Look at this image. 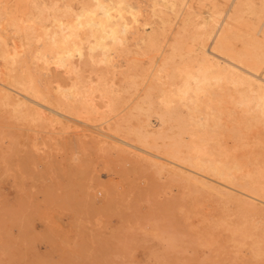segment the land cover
Listing matches in <instances>:
<instances>
[{
	"label": "rangeland",
	"instance_id": "obj_1",
	"mask_svg": "<svg viewBox=\"0 0 264 264\" xmlns=\"http://www.w3.org/2000/svg\"><path fill=\"white\" fill-rule=\"evenodd\" d=\"M9 1H12V0H4V1L1 0L0 5L1 3L6 4L7 2H8L7 5L9 4L11 5L12 2L9 3ZM14 1L15 0H13V2ZM24 1H25L24 11L25 10L26 11L25 12L23 11V14L20 16L21 19L23 20L22 22L27 23V21L29 20L28 21L29 23L30 22L38 23L41 20V21L46 22L47 24H50L54 10L59 9V11H56L54 14L57 13L58 15L62 16L65 13L62 14L64 11L62 12L61 10H64L63 7L65 8L66 4H69L71 6L70 9L76 12L79 10L80 8L79 6L81 5V3H83V1L86 2V0H81V2L80 0H76V1L69 0V2L68 0H65L67 1V3L64 0H47V1L45 0V2L44 0H41V1L31 0V2L33 1V3L29 2L30 0H24ZM37 1H40V2L43 1V3L39 4V2L37 3ZM133 1H136V0H133ZM133 1L130 0V2L132 3ZM138 1L140 3V7H138L139 10L141 11L144 8L143 11L141 12L139 11L141 13V14L139 13L140 14L139 17L142 16L141 18L147 21L146 22L147 24L146 25L141 24L142 26H144L143 28L141 27V25L137 27V32L138 30L139 32L138 33L136 32L137 34L136 38L132 39L130 37L127 39L128 40L127 41L128 46H126L127 49L125 46L117 47L116 51L111 52L112 56L107 55L106 61L104 60L102 61L101 59L102 57L101 55H99L100 54L99 51H96L97 53H95L96 54L95 56L98 57L99 55L100 57V60L98 59V61H96L97 58L95 56H94L95 60H92L89 57H85L86 60L84 57H83L84 59L83 58L80 59L79 57H76L77 56L76 53H74L73 56H71L72 58L70 59L72 61L74 60L72 63L75 66L74 68L75 71H77L78 69H81L77 71V73L79 72L81 74L80 75L78 73V75L81 77L80 78L81 80L79 79L81 83L83 81V84H85V81H86L87 86L88 84L89 86H91V84L95 80L92 86L94 87L97 85L102 86V84L106 83L108 86L104 84L106 87L105 88L103 85V87L105 88L104 91L110 94V90H111V94L108 96L106 95L107 93L105 94V92L100 89H97L95 91L93 90L94 92L91 91V93H89V96H91V94L94 93L95 95L98 94L97 97L99 99L101 98L100 99L101 101L97 97L94 98L93 96L94 94H92L91 96L92 98L91 97L89 98L90 101H92L93 99L95 100L94 102L95 104L91 102V107L93 108L92 109L93 113L90 111L91 112L90 115L92 117L91 122L93 121V117H94V120L96 118V120L93 121L94 123L92 122L93 124L98 125L99 127L103 128L106 131L111 130L110 131L111 133H114L118 135L119 137H122L123 139L128 140L130 143L135 144L137 146H140V143L139 142L137 143L136 141L137 136H135V134L137 135L139 133V132L136 133V131L138 130L142 131L143 126H144V129H146L147 131L150 128L149 132L153 130L152 134L150 133L151 136L149 140L146 139L147 142L146 143L144 142V144H142L141 146L145 145L144 146L145 148L144 147L143 148L146 150L148 147H150L151 149L148 148V151L150 152L152 151V153L155 152L156 154L163 155L164 153L162 154L161 152H163V150L165 151L167 147L169 146V143H171L173 140L179 138L180 142H182V140L183 142H187L188 138L182 137L186 135L182 133L183 131H181L183 126L187 127V129L190 128L189 130L195 129V126H193L192 124L193 122H190V121L188 122L190 115L187 113L186 108L182 106L180 103L176 102V99H175L176 97H174L175 100H172L176 102L175 105L171 101V106L173 105L172 108L167 107L166 104L163 103L165 95H163L164 92L161 90V88L164 84V81H165L164 79L166 78V76H169L170 72L174 71L175 68L173 67L181 66L180 56L177 58V55H175L173 58H170V59L168 58L169 60L166 61L167 59L164 60L165 58H167L166 53L168 56H170L169 55L170 53H168L170 51V46L172 44H175L176 42H177L176 45L179 47L183 43L186 45L184 38L187 37V34H189L188 35L189 40L187 38L186 42L188 44L194 43V46L196 47L197 46L196 38L200 36L199 33L202 31L200 27H203V24H201V22L203 23V21L201 20H204L203 18L206 19L207 17L206 20L209 21V23L211 22L212 25L215 24L216 21L221 20L223 16L226 14L227 7H229L228 4L230 3V0L228 1L225 0L228 3L225 2L224 0H186L187 2L185 0L183 1L181 0L182 2L180 0H177V1L174 0L175 2L173 0H169V1L168 0H152L154 2H152L151 0L150 1L141 0L142 2L140 0H137L136 2ZM147 1H149L148 4H147ZM252 1H253L252 6L251 5L249 6L251 8L249 7L246 8V6L248 5L243 4L244 6L243 5L239 6V8L241 7V9L237 7V11L239 13L235 11L236 13H234L233 15V17L237 15V17H234V18H237L235 19L237 22L241 19L240 21L242 25H244L243 23L245 22L244 27L240 26L241 28L238 27L237 29H236V26L239 25L238 23H240V21L236 23V21L233 20L235 23L232 22L234 23L232 25L237 24L235 27L233 26L234 28L233 36L234 35L236 36V37L234 36V41H236L238 45L240 44L241 47H246V45L244 44H248V41L250 40L249 38H251V36L249 37L248 34L252 35L251 33H256V32L258 33V34L256 33L257 36L259 35L261 36L262 34L260 33L259 30L261 29L260 23L264 21L263 19L264 18V12H263L264 6L262 7L260 4H258L260 6L259 7L257 5V3H260L261 0L260 1L251 0V3ZM34 2H36L37 5ZM136 2H134V4H137ZM163 2L165 3L167 2L166 3L167 6L163 5L164 4ZM45 3L46 4L48 3V4L46 5ZM145 3L149 5L150 7H146ZM151 3H154V4L151 5ZM34 4L37 6V8L41 4H44V6L41 5L42 6L41 8H44L45 10L49 7L50 9L49 10L47 9L48 12H46L45 10L46 13H44L43 9L40 10L41 8H38L40 10L39 12L38 9H35ZM50 4L52 7L54 6L55 7L54 8L50 7ZM3 5H1L2 7L0 6V13H1L0 15L1 17L3 16L2 18L0 17V20H1L0 25L2 24L0 26V31H1L0 33L1 34L3 33L2 35H4V38L6 37L7 43H10L9 45H16L19 51L24 52V55L26 56L25 64L26 66H28V68L30 66L29 68L30 71H32L34 75L35 73H39L41 75L42 74L41 72H43L44 70H42L39 67L40 66L39 63L41 62L39 61L37 63L35 61L36 58H34V56L37 54V51H39L40 49L42 50L43 48H41V46L39 48V46L36 45L38 42L36 40L32 39L33 41L32 40L25 41L27 38L26 37L23 38L24 36L20 35V33L22 35L23 34L25 35L26 34L25 31L23 32L21 29H19V31L21 32L18 31L17 26L14 23H12L13 19H10L11 13H9V15L8 13L6 14V12L3 9L4 8ZM31 5H33L34 7ZM137 5L139 6V4ZM154 5L157 7H155ZM181 5L183 8L181 7ZM198 5L200 8L198 7ZM61 7L62 9H60ZM151 7L160 8V9L162 8L163 11L165 10L164 12H166V14L171 16V17L168 16L170 24L166 23L163 26L164 27L163 28L158 23L157 17L153 15V12H152L153 8ZM169 7L171 10H169ZM174 7L176 8L174 9ZM145 8H146V11H145ZM216 8H217V11H216ZM242 8L243 9L246 8V9L243 11ZM51 9L53 11L52 14L50 13ZM179 9H180V12H178ZM192 9L195 12L196 11L198 12H196L195 14V12H193ZM249 9L252 12H250ZM175 10H177L178 13H176ZM256 10H258L259 12L262 10L260 12L261 14L258 12L257 15L259 16L254 14ZM32 11L33 12L36 11L34 13L35 15H32L33 14ZM150 11L152 12V15ZM188 11L192 12L191 15L188 14V16L184 17L185 14L187 15ZM211 11H213L214 13ZM26 12L28 13V15H26L27 14ZM36 13H38L39 15ZM41 13L42 15L43 13L45 15L41 17ZM144 14H146L147 18H145L146 16ZM49 15H51V18ZM25 16H27V20H25L26 19ZM179 16L181 17V19L178 18ZM195 16H197V18ZM23 17L25 19H23ZM37 17L39 18V20ZM149 17L151 18L150 20H149ZM254 17L257 18V20L258 19L259 20L258 21L255 20ZM2 19H5V20L2 21ZM195 19L196 20L198 19V21H196ZM174 20H176L175 21L176 25L172 24ZM149 21L152 22V24H150ZM259 21L261 22L258 23ZM181 22H184V24H187L186 22H189V24L181 25ZM192 22L193 23L195 22L196 25L193 24ZM10 23H12L13 26L10 25ZM29 23H27V25ZM167 25H170V26H167ZM199 25L200 27H198ZM250 25L252 27H250L249 29L248 26ZM257 25L260 27H257ZM148 27L149 28L155 27L154 29L156 32L152 28L149 29ZM170 27L172 28L170 29ZM15 28L17 30H15ZM147 28H148V31L146 30ZM162 28L163 30L166 29L167 35L166 33H163V30H161ZM140 30L142 31V33ZM143 30L146 31V33ZM158 30H159V33H158ZM196 31L197 33H195ZM198 31L200 32L198 33ZM238 31H240L239 34H238ZM247 31H249L250 33H248ZM18 32L19 34H17ZM179 32L180 33L183 32L181 33L182 36L179 35L180 34ZM190 32H192V35L194 37L190 36L191 35ZM147 33H152L156 35V37H158L157 34L160 35L158 37V39L160 38L159 39L160 45L161 43H165V44H162L161 47L163 45L166 47L168 46V48L163 46V49H162V51L164 52L163 54L160 51L159 52L154 51L153 53V50L150 49V47L147 44H146L147 46L146 48L143 46L145 45L146 41L144 42L143 40H140V39H146L148 37ZM174 33L178 35H175ZM140 34L141 35L143 34L142 35L143 38L140 37L141 36ZM177 36L181 38H183L184 36L183 40L181 39L182 42L181 40L180 41L178 40L180 38H178ZM239 36L241 37L240 39L238 38ZM166 37H167V41L166 39L165 40L163 39ZM175 37L176 39L174 40ZM193 38L194 40L195 39L196 40L194 41ZM14 39H16L15 43L13 41ZM162 39L165 42L162 41ZM169 40L171 41V43L173 42L172 40H174V43L171 44L170 42H168ZM244 41L247 43H244ZM30 42H32V44ZM134 42H137L138 44ZM21 43H23L24 46H22ZM241 43L243 44L241 45ZM17 44L19 45L21 44V45L19 46ZM136 45L140 47L141 50ZM33 46L34 47L36 46V50ZM141 46L144 47L145 49L142 48ZM124 49L126 52H124ZM132 49L134 50V52ZM142 49L145 51H143ZM166 50H168V52H166ZM183 51H185V47L183 48ZM132 52L133 54H131ZM150 52L152 54H150ZM157 52L159 54H156ZM129 53H130V56L132 57L129 56ZM134 53H136L137 56H135L136 54L134 55ZM125 54H128V55L126 56ZM119 55L120 56L122 55V56L120 57ZM135 57L137 60H135ZM159 57H161L162 60H160ZM76 58H77V62H76ZM87 58H89L90 60ZM129 59H130V63H129ZM34 61L36 64L32 63ZM131 61L135 63V64L133 63L135 66H133ZM137 62L138 63L141 62V63L138 64ZM79 63H82L83 65L82 64L80 65ZM106 63H107V66H106ZM109 63L113 67L109 65ZM146 63H148L150 66L152 65L150 70L148 69L150 68V66L148 67V64L145 65ZM163 63L164 64L167 63V65L168 64L169 65L168 66L164 65L163 66L165 67L164 69L162 67ZM1 64H2V61H0V65ZM37 64L39 66H37ZM52 64L53 63H51V65ZM101 64H102V67L100 66ZM51 65H50L51 67L50 70L46 74L44 73L45 74L44 76L43 74L41 76L36 74L35 77L37 76L38 78L40 76V78H43V80L38 78V81H42V82H39V84L41 85V87H44L45 90L47 89L46 91L48 92L50 96L56 95L55 94L56 89H57V92H56L57 95H60V92H58L59 91L58 86L60 85L62 87V89L60 88V90L62 91H65L63 90V88L67 87V85H68L67 89H69L70 87L69 85H71L72 82L75 80L76 74L73 71L72 73L71 72L68 73L69 74L68 75L60 67L57 68L54 64L52 66ZM88 65H90L91 67ZM94 65H96L95 67L97 68V71H99V67H100V72H102L104 70V66H105V69H109V70H104V73H101V74L99 72V75L101 76V79H100V77L98 76V72L95 71L96 68L94 67ZM117 65L119 67H121L122 65V67L119 68ZM110 66L114 69H112ZM170 66L172 68H170ZM146 67L148 70H145ZM159 67L162 68V70H160ZM2 68H3V64L0 66V80L4 76L2 73L3 71ZM90 68L92 69L91 71H90ZM139 68H143L141 69L142 71ZM167 68L168 69L170 68L169 69L170 71L166 70ZM134 69L135 70L137 69L136 71L138 73L137 72L135 73ZM163 69H164V72H163ZM38 70L41 72H39ZM165 70L168 71L167 75H166ZM62 71L64 73H62ZM81 71H83L82 72L83 74L81 73ZM116 71H118V73ZM106 72H108L109 74L106 75L105 74ZM122 72L124 73L125 78ZM139 72H142V73L139 74ZM95 73L97 74V78H96ZM144 73H146L147 76H145L146 74ZM150 73L152 76H148ZM71 74H73V76ZM103 74L106 79L104 78ZM153 74L155 75L156 79L155 77H153L154 76ZM156 74L157 76H160V77H157ZM88 75L91 78H89ZM115 75H116V78H115ZM126 76L127 78L130 77V79H127ZM111 77L113 78V80ZM148 77L150 78V80L149 79L147 80ZM55 78H57V81ZM62 78H66V80ZM98 78H99V81H96L98 80ZM102 78L105 81L106 80L107 81L103 83ZM141 78L144 79L142 82L140 81L142 80ZM131 80L133 81L131 82ZM168 80L169 78H167L165 82H167ZM51 81H53V83ZM70 81H71V84H70ZM148 81L151 82L152 84L148 83ZM153 81L154 82L157 81L156 83L159 82V84L156 85V83L154 84ZM107 82H110L113 86L111 87V84ZM161 82H162V85H161ZM63 83L67 85L63 87L62 86ZM114 83H115V87L117 86L118 89L114 87ZM141 83H143L144 85H142ZM145 83L147 86L145 85ZM137 84L139 85L141 84V86L139 85L136 86ZM126 86L127 87L129 86L130 88H127ZM150 86L151 87L155 86V87L151 88ZM107 88H110V89H107ZM147 88L148 90H146ZM134 89L136 91H134ZM142 89H145L143 91L144 93L142 92ZM115 91H117V93ZM127 92L129 94H127ZM131 92H132V95H131ZM114 93H116L115 95L119 98H117L116 96L113 97L112 95H114ZM120 93L122 94V96L123 95L125 96L122 97ZM118 94L120 95L118 96ZM146 94L148 97H145ZM149 94H151L152 97ZM140 95L141 97L142 95H144L143 96L144 98L142 97L141 99L140 98L138 99ZM105 96L106 97L110 96L113 99L110 97L109 99L106 98L105 99V101L107 100V103H106L104 101ZM126 96L129 98L127 99ZM134 97H136L137 99ZM114 98L115 100L118 99V101L119 100L120 101L117 102L116 104L117 100L114 101ZM148 99H149V102H148ZM160 99L163 100V102ZM111 100L113 104H111L112 103ZM142 100H143V103H142ZM128 101L134 102V108H132L133 105L132 107L130 106V102L128 103ZM108 102H109V105H108ZM124 102L127 104H125ZM139 102L142 104H140ZM148 103L149 104L151 103V104L149 105ZM136 104L138 105L139 108L135 106ZM143 104L144 105L146 104V105L144 106ZM252 104L254 107H257L256 102H253ZM8 105L2 103L0 100V264H264V216L262 215V210H264V204L257 200H251L250 202L248 198L244 197L245 196L244 194L240 193V192H243V190L245 191V189L242 186L245 183V181L243 180L245 178L243 177L244 176L243 173L247 170L248 171L255 170L257 168L256 162H258L260 165L261 160H264V155H263L264 154L263 153L264 143L261 142L264 139V128L262 125H259V123L257 122L255 124L256 119H252L250 117V114H251L250 112L247 113L248 116H246L245 114L244 118H247V120L251 122L250 123L245 122L246 119L245 120L243 119L242 117L243 113L241 112L243 110L242 105H239L238 107H234V106L232 107L231 105H227L228 107L230 106L229 108L230 112H227V114H225V116H227L228 118L227 117L224 118L225 116L223 117L225 119V120L223 119V121L227 123V125L229 124V126H227V129H226L227 133L225 134L228 136H231V134H233L232 135L233 137L226 136L222 139V144H224L223 146L225 148L226 147L228 148V149L226 148L228 158L226 155H221V156L217 155V158L219 159L221 158L224 161L227 160L229 161L228 163L231 166L232 165L239 166V168H241V170L244 171L242 173L240 169L237 170L236 168H233V167L231 168V170L228 171L231 177L234 176L232 184H233V187L236 188V189L234 188L233 190L232 189L229 190V193H228V190H226L225 188H218V189L212 188V187L209 188V185H206L204 182L201 183V180L195 179L194 176L192 175H190L189 177V175L186 172H182L183 175L186 174L185 176H182V173H180V171L183 168L177 167L175 171L169 170L167 169V167L168 168L173 167V164L169 163L168 165L162 166L160 165L161 163L159 162L156 163L152 161V157L149 156L148 154L135 151L134 148H128L126 146H123V148H120L118 146L119 148L118 147L116 148L110 142L109 138L108 139L106 138L105 142H100L97 137L98 135L93 133L91 130L84 129V128L82 129L80 126L74 123H71L69 121L68 122L64 121V119H61V118L58 119V117H56V119H53V120L49 118L47 119L44 117L36 118L31 113L24 111V109L18 105H14V104H8ZM95 105L97 108L95 107ZM124 105H126L127 107ZM162 105L164 106V108ZM12 106L13 107L15 106V107L13 108ZM114 106H117V107H114ZM121 107L124 109H122ZM135 107H137L138 109H135ZM140 107H143V110L145 112L141 111L142 108L140 109ZM131 108L133 110H131ZM15 109H18V110H15ZM111 109H113L112 110L113 112L111 111ZM128 109L130 110V112L132 111L131 113H133V115H131V113L129 112L131 116L130 115L128 116V111H129ZM174 109L175 110L177 109V110L175 111ZM165 110L169 111L171 115L167 113V111ZM226 110L229 111L228 109ZM136 111H138L139 113ZM177 111L180 112V114L177 113ZM99 112L101 113L99 114L101 118L100 116L99 117L97 116L98 115L97 113ZM135 112L137 114H135ZM175 112L176 114H179V116L175 115ZM18 113L21 116L18 115ZM25 114H27V116ZM142 114L143 116L147 114L148 115L147 117L146 116L143 117ZM114 115L117 117H115ZM157 115L161 118H159ZM183 115L185 116L186 120L185 118L181 117ZM172 116H174L175 118ZM177 116L181 118H178ZM196 116L200 124L202 126L205 125L206 119H205L204 113L202 111H199ZM102 117L105 119H103ZM126 117H127V120L125 119ZM169 117L172 119H169ZM117 118L118 120H122V119L123 120L125 119V120L124 121L122 120L123 122L122 123L121 121L118 122ZM176 118H177V122L178 123L180 122L179 124L176 122ZM229 118L230 120H228ZM234 118L236 121L234 120ZM174 119H175V122L173 121ZM178 119L181 121H178ZM240 119L241 121H239ZM55 120L57 124H55L56 123ZM137 120H139V122ZM141 120L145 123H142ZM183 120L186 122H184ZM147 121L149 123H146ZM105 122L111 123L109 125L113 127L108 126V123L105 124ZM117 122L119 126V127L117 126V128L119 130L116 128ZM181 122H183V124ZM175 123L178 124V127ZM239 123L241 124L239 125ZM245 123L251 124L252 127L249 124L246 125ZM62 124L65 126L66 129L63 128ZM146 124L148 126H146ZM244 124L246 125V128L248 127V125L250 128L248 127V129H244L245 128ZM105 125L108 127H106ZM134 125L138 127L136 128ZM173 125H176V128H178V130H176V128L174 129ZM180 125L182 128L180 127ZM169 126L171 127V130L169 129L170 128ZM234 126L236 128H234ZM78 127L81 128L82 130L80 131ZM115 128H116V131L114 130ZM138 128H141V129H138ZM132 129L133 131H135L134 134L132 133L133 132ZM209 129L210 128H208V130ZM230 129H232L233 132L231 130L230 132L232 133L229 135L228 131ZM240 129H241V132H240ZM200 130L201 131H199L198 133H201V135L200 134L198 135L204 136L207 134L208 139L210 140V141H207L208 142L207 146L211 148L212 150L214 149L213 151L214 152L216 151L215 153L217 154L218 153V150L216 148L217 146L214 144L216 131H213L212 129H210L212 131L207 130L208 132L202 135L203 131L201 128ZM167 131H170V132H167ZM175 131H178L180 133H174ZM156 132L158 134L157 136H155L157 139L154 138V135L156 134ZM161 133H163L164 135ZM88 134L89 136H86ZM159 134L160 136L161 135L162 136L160 137ZM172 134L173 136L174 135L175 136L172 137ZM178 134L179 135L181 134V135L179 136ZM152 136L155 142L153 141V138H151ZM169 137L171 138L168 139ZM210 137H214L213 138L214 140L212 138L210 139ZM234 137H235V140H233ZM95 140H97L98 142L95 143ZM232 140L234 141L233 144H235L237 140L238 141L241 140V145L238 143V141L236 143L239 144L242 148L241 147L239 148L237 144L231 145ZM244 140H245L244 143L246 145L244 143L242 145V142ZM107 142L111 144H108ZM153 142L156 144L157 146L156 148L158 149H153L155 148V145L153 144ZM157 143L160 146L157 145ZM208 144H210V146ZM162 145L165 148H163ZM261 145L262 147H260ZM151 146H154V147H151ZM237 148L238 150L235 152V149ZM123 150L126 152L129 150L128 151L129 153H126V152L124 153ZM134 151L137 153H135ZM130 152L133 154H131ZM231 152H233V154ZM234 152L235 154L237 152L239 154H236L238 155L237 158L236 157L232 158L231 159L232 162H231L229 159L230 157L235 156ZM199 153L200 152H198V154ZM134 154L139 155V157L138 156L135 157ZM235 159H238L239 161L237 160L238 161L237 162ZM150 162L152 165L150 164ZM250 163H253V164H250ZM255 163H256V167H255ZM244 164H247L250 167V169L248 168L247 165H244ZM185 165L190 167V164L188 163H186ZM242 167L245 168L246 170L242 169ZM159 168H161L162 171ZM177 171L179 172V174ZM177 175H179L180 177ZM191 177L194 178L196 181H193ZM187 178H189L188 179L189 181L187 180ZM235 178H240L241 182ZM197 182H199V184ZM203 183L206 186H204ZM240 183H242V185ZM195 185L197 186L195 187ZM206 187L209 189H207ZM237 187L239 191L237 190ZM215 189H216V192H215ZM225 193H228V194H225ZM245 198L248 200H246ZM250 203L251 205L249 206ZM246 206H249V207H246Z\"/></svg>",
	"mask_w": 264,
	"mask_h": 264
},
{
	"label": "bare ground",
	"instance_id": "obj_2",
	"mask_svg": "<svg viewBox=\"0 0 264 264\" xmlns=\"http://www.w3.org/2000/svg\"><path fill=\"white\" fill-rule=\"evenodd\" d=\"M1 1V0H0ZM2 1H4V0H2ZM41 1V0H40ZM40 1H37V3L39 2V4L40 3H43V1L42 2H40ZM47 1V0H46ZM65 1V0H64ZM63 1V2H64ZM76 1V0H75ZM89 1H91V2H89ZM86 0V2H84L83 1V3H81V5L79 6L80 8H79V10L78 11H74V10H72V9H70L71 8V6L69 5V4H66L65 5V8L63 7V9L64 10H61L63 13L62 14H64V15H62L61 13V15L62 16H60V15H58L57 13L56 14H54L56 11H59V9L57 10L56 8V10H54V13H53V11H52V9H51V11H50V13L52 14V18H51V15H49L50 16V18H51V22H50V24H47L46 22H44V21H41L40 20V22H38V23H29L28 21H27V23H29L28 25H27V23L26 22H24V23H26V24H24L22 21V19H21V15L23 14V11H24V9H25V1L24 0H15L14 2H13V0L12 1H9V3L10 2H12V4L10 5H7V3L6 4H2L1 3V5H3V9H4V11L6 12V14L8 13V15H9V13H11L10 14V16H11V18L10 19H13V21H12V23H14L16 26H17V28H18V31H19V29H21L23 32L25 31V35L23 34H21L20 33V35L21 36H24L23 38H27L25 41H30V40H36V41H38L37 42V44L36 45H38L39 46V48H40V46H41V48H43L41 51L39 50V51H37V54L34 56V58H36V62L38 63L39 61L41 62V63H39L40 64V66L37 64V66H39L42 70H44L43 72H41V71H39V72H41L42 74H43V76L50 70V65H51V63H53L57 68L58 67H60L66 74H68V73H72L73 71H74V73L76 74H74L76 77H75V80L72 82V84H71V81H70V84L71 85H69L70 87H69V89H67V87H68V85L67 84H64L63 83V87L64 86H66L67 85V87H64L63 88V90H65V91H62V90H60V88L62 89V87L59 85L57 88L59 89V91L58 92H60V95H57V89H56V91H55V96H50L49 94H48V92L45 90V88L44 87H41V85L39 84V82H42V81H38V78H40V76L42 75H40L39 73H35V75L36 74H38V75H40L38 78H37V76L35 77V75H34V73H32V71H30V66H29V68H28V66H26V56L24 55V52H22V51H19L18 49H17V46L16 45H9L10 43H7V41H6V37L4 38V35H2L1 33H0V61H2V64H3V71H2V73H3V77H2V79L0 80V100H1V102L2 103H4V104H14V105H18V106H20V107H22L23 109H24V111H27V112H29V113H31L32 115H34V117H36V118H39V117H44V118H49V119H51V120H53V119H56V117H58V119L59 118H61V119H64V121H69V122H71V123H74V124H76V125H78V126H80L82 129L84 128V129H89V130H91L93 133H95V134H97L98 136V139H99V141L100 142H105L106 141V138L108 139H110V142L113 144V146H115L116 148L119 146L120 148H123V146H126V147H128V148H134L135 149V151H139V152H142V153H146V154H148L149 156H151L152 157V161H154V162H159V163H161L160 165H168L169 163L170 164H173V167H170V168H168L167 167V169H169V170H173V171H175L176 170V168L177 167H179V168H183L181 171H180V173H182V172H186L188 175H189V177H190V175H192V176H194V178L195 179H198V180H201V183L202 182H204L206 185H209V188L210 187H212V188H216V189H218V188H225L226 190H228V193H229V190H233L235 187H233V177H231V175L229 174V170H231V168L233 167V168H236L237 170L238 169H240L241 170V168H239V166H234V165H230L228 162L229 161H227V160H223V159H219V158H217V155H228L227 154V150H226V148L223 146L224 144H222V139L224 138V137H226V136H228V135H226L225 133H227V131H226V129H227V126H229V124L227 125V123H225L224 121H223V119L224 118H226L227 116H225V114H227V112H230V110H229V108H230V106L228 107L227 105H231L232 107L234 106V107H238L239 105H242L243 106V110L241 111L242 113H243V119L245 120L246 119V121L245 122H251V121H248L247 120V118H244L245 117V114H246V116H248L247 115V113L248 112H250L251 114H250V117L252 118V119H256L255 120V124H256V122L257 123H259V125H262L263 126V128H264V21H259L258 23H260L261 25V29L259 30L260 31V33H262L261 34V36L259 35V36H257V34L256 33H251L252 35H250V34H248L249 35V37L251 36V38H249L250 40L248 41V44H244V45H246V47H241L240 46V44L238 45L237 43H236V41H234V36H233V26L235 27L236 25H232V24H234L235 22L233 21V20H235V19H237V18H234V17H237V15L236 16H234L233 17V15H234V13H236V12H238L237 11V7L239 8V6H242L243 4L244 5H248V6H246V8L247 7H249L250 5L252 6V4H253V1H252V3H251V0H245V1H243V0H230V3L228 4L229 5V7H227V11H226V14L223 16V18L221 19V20H219V21H216V23L215 24H211V22L209 23V21H207L206 19H207V17H206V19L205 18H203L204 20H201V21H203V23L201 22V24H203V27H200V25L198 26V27H200V29H202V31L200 32V31H198V33L200 34V36L198 37V38H196L197 39V43H196V47L194 46V43H192V44H188L186 41V39L188 38V40H189V34H187V37L186 38H184V36H183V38L185 39V43H186V45L184 44H182L180 47L179 46H177L176 44H177V42L175 43V44H172V43H174V40L176 39V37L174 38V40H172L173 42L171 43V41L169 40L168 42H170L172 45L170 46V51L168 52V50H166V52H168V53H170L169 55L170 56H168L167 55V53H166V56H167V58H165L164 60H166V61H168L170 58H173L175 55H177V58L180 56L181 57V60H180V63H181V66H178V67H173V68H175L174 69V71L173 72H170L169 73V76H166V78L164 79L165 81H166V79L167 78H169V80L167 81V82H165L164 80V84H163V86H162V88H161V90L164 92V94L163 95H165L164 96V102H163V100H161L164 104H166V106L167 107H170V108H172L173 107V105L171 106V101L172 100H175L176 99V102H178V103H180L182 106H184L185 108H186V110H187V113L190 115V118H189V120H188V122L190 121V122H193L192 124H193V126H195V129L193 130V129H191V130H189V129H187V127H185V126H183V128L181 127V125H180V127L182 128L181 129V131H183L182 133L183 134H186L185 136H182L183 138L184 137H187L188 138V140H187V142H183V140H182V142H180L179 141V138H177V139H175V140H173L171 143H169V146L167 147V149L164 151L163 150V152H161L163 155H159V154H156L155 152L154 153H152V151L150 152V151H148V148H150V147H146L147 148V150L146 149H144L145 147V145H143V146H141L142 144H144V142L146 143L147 142V140L146 139H148L149 140V138H150V133L152 134V131L151 132H149V130H150V128L148 129V131L146 130V129H144V126H143V130L141 131V130H138V131H136V133L137 132H139L137 135L135 134V136H137L136 138H137V143L139 142L140 143V146H137V145H135V144H132V143H130L128 140H125V139H123L122 137H119L118 135H116V134H114V133H111L110 131H106V130H104L103 128H101V127H99L98 125H96V124H93L94 122L93 121H95L96 120V118H95V120H94V117H93V123L91 122V119H92V117H91V115H90V113L92 112V107H91V102H95V100L93 101L92 99V101H90L89 100V98L92 96V94H94V93H92L91 94V96H89V93H91V91H95V90H97V89H100V90H102V91H104V89L106 88L105 87V85L104 84H106V83H104V82H106L103 78V83L104 84H102V86L101 85H97V83H96V85L97 86H92L93 85V83H94V81H93V83L91 84L90 82V84H91V86H89V84H88V86H87V84H86V81H85V84H83V81H82V83L80 82V76L78 75V73H77V71L78 70H81V69H78L77 71H75V66L73 65V61L70 59V58H72L71 56H73V54L74 53H76V57H79L80 59L81 58H85V57H89V58H91L92 60H95V58H94V56L96 55L95 53H97L96 51H99V55H101V59H102V61L104 60V61H106V59H107V55H111V52H113V51H116V49H117V47H119V46H128L127 45V39L128 38H132V39H134V38H136V32H137V27L138 26H140L141 24L142 25H146L147 23V21H145V20H143L141 17H139V15L141 14L140 12L141 11H143L144 10V8H143V10H139V8L138 7H140V3H139V1L138 2H136V1H133V3L132 2H130V0L128 1V0ZM141 1V0H140ZM150 1V0H149ZM149 1H147V4H148V2ZM152 1V0H151ZM169 1V0H168ZM174 1V0H173ZM177 1V0H176ZM181 1V0H180ZM183 1V0H182ZM181 1V2H182ZM186 1V0H185ZM225 1V0H224ZM228 1V0H227ZM227 1H225V2H227ZM260 1V0H259ZM29 2H31V0L29 1ZM44 2H45V0H44ZM48 2H50V1H48ZM66 3H67V1H65ZM68 2H69V0H68ZM80 2H81V0H80ZM88 2V3H87ZM134 2H136L137 4H139V6L137 5V4H134ZM142 2V1H141ZM146 2V1H145ZM152 2H154V1H152ZM171 2V1H170ZM175 2V1H174ZM181 2H180V4H181ZM187 2V1H186ZM202 2V1H201ZM212 2V1H211ZM31 3H33V1L31 2ZM36 5H37V3L36 2H34ZM57 3V2H56ZM72 3V2H71ZM157 3V2H156ZM164 4L163 5H165V6H167L166 5V3L165 2H163ZM184 3V2H183ZM189 3V2H188ZM197 3V2H196ZM199 3V2H198ZM217 3V2H216ZM219 3V2H218ZM222 3H224V2H222ZM228 3V2H227ZM34 4V5H35ZM39 4H38V6H39ZM46 4V3H45ZM48 4V3H47ZM46 4V5H47ZM63 4H65V3H63ZM63 4H62V6H63ZM144 4V3H143ZM146 4V3H145ZM145 5L146 7H150L149 5ZM154 3H151V5H153ZM173 4V3H172ZM194 4V3H193ZM202 4V3H201ZM258 4H260L262 7L264 6V0H261V2L260 3H257V5ZM0 5V6H1ZM35 5V9H38V8H41L42 6L41 5H43L44 6V4H41L38 8H37V6ZM45 5V6H46ZM54 5H56V4H54ZM53 5V6H54ZM58 5V4H57ZM60 5V4H59ZM72 5V4H71ZM159 5H160V3H159ZM175 5V4H174ZM178 5V4H177ZM184 5V4H183ZM197 5V4H196ZM200 5V4H199ZM199 5H198V7H199ZM212 5V4H211ZM225 5V4H224ZM227 5V4H226ZM243 5V6H244ZM31 6H33V5H31ZM61 6V5H60ZM60 6H58V7H60ZM155 6V5H154ZM169 6V5H168ZM185 6V5H184ZM190 6V5H189ZM259 6V5H258ZM2 7V6H1ZM26 7H28V6H26ZM30 7V6H29ZM34 7V6H33ZM32 7V8H33ZM47 7V6H46ZM45 7V8H46ZM50 7H52L51 6V4H50ZM55 7V6H54ZM54 7H52V8H54ZM57 7V6H56ZM155 7H157V6H155ZM159 7V6H158ZM162 7V6H161ZM164 7V6H163ZM180 7V6H179ZM181 7H182V5H181ZM191 7V6H190ZM189 7V8H190ZM197 7V6H196ZM197 7V8H198ZM260 7V6H259ZM258 7V8H259ZM261 7V8H262ZM31 8V7H30ZM29 8V9H30ZM151 8H153V7H151ZM166 8V7H165ZM176 7H174V9H175ZM183 8V7H182ZM189 8H188V10H189ZM200 8V7H199ZM219 8V7H218ZM244 8V7H243ZM242 8V10L244 11L245 9H243ZM249 8H251V7H249ZM27 9V8H26ZM43 9V11H44V13H46V12H48L47 11V9L49 10L50 8L48 7L47 9H45L46 10V12H45V10H44V8H41L40 10H42ZM60 9H62V7L60 8ZM142 9V8H141ZM181 9V8H180ZM180 9H179V11L178 12H180ZM187 9V8H186ZM191 9V8H190ZM223 9V8H222ZM239 9H241V7L239 8ZM263 9V8H262ZM2 10V9H1ZM40 10L38 9V11L40 12ZM72 10V11H71ZM148 10V9H147ZM169 10H171L170 9V7H169ZM198 10V9H197ZM253 10V9H252ZM3 11V10H2ZM26 11V10H25ZM24 11V12H25ZM29 11V10H28ZM31 11V10H30ZM74 11V12H73ZM140 11V12H139ZM145 11H146V8H145ZM165 11V10H164ZM163 10H162V8L160 9V8H153V10H152V12H153V15H155L156 17H157V21H158V23L163 27L166 23L168 24L169 23V17H171V16H169L168 14H166V12H164ZM176 11V13H178L177 12V10H175ZM175 11H174V13H175ZM192 11L193 12H195L193 9H192ZM216 11H217V8H216ZM222 11V10H221ZM236 11V12H235ZM242 11V12H243ZM249 11H250V9H249ZM262 11V10H261ZM260 11V12H261ZM36 12V11H35ZM35 12H33L32 11V15H35L34 13ZM38 12V13H39ZM151 12V11H150ZM152 12H151V15H152ZM196 12H198V11H196ZM196 12H195V14H196ZM211 12H213V11H211ZM211 12H209V13H211ZM248 12V11H247ZM250 12H252V11H250ZM258 10H256L255 12H254V14H258ZM259 12V13H260ZM264 12V11H263ZM262 12V13H263ZM27 13V12H26ZM38 13H36V14H38ZM43 13V15H45ZM140 13V14H139ZM183 13H185V12H183ZM191 11H188L187 12V15L185 14H182V15H184V17H186V16H188V14L189 15H191ZM214 13V12H213ZM221 13V12H220ZM239 13V12H238ZM241 13V12H240ZM249 13V12H248ZM1 14V13H0ZM3 14V13H2ZM48 14V13H47ZM170 14H172V13H170ZM251 14H253V13H251ZM261 14V13H260ZM5 15V14H4ZM26 15H28V13L26 14ZM31 15V14H30ZM29 15V16H30ZM39 15V14H38ZM42 15V13H41V17L43 16ZM145 16H146V14H144ZM143 15V16H144ZM148 15V14H147ZM198 15V14H197ZM201 15V14H200ZM241 15V14H240ZM154 16V17H155ZM169 16V17H168ZM173 16H175V15H173ZM215 16V15H214ZM254 16V15H253ZM257 16H259V15H257ZM256 16V17H257ZM0 17H1V15H0ZM3 17V16H2ZM1 17V18H2ZM26 17V19L23 17V19H25V20H27V16H25ZM34 17V16H33ZM33 17H31V18H33ZM36 17V16H35ZM46 17V16H45ZM177 17V16H176ZM175 17V18H176ZM196 18H197V16H195ZM199 17V16H198ZM238 17H240V16H238ZM262 17V16H261ZM260 17V18H261ZM38 18V17H37ZM47 18V17H46ZM145 18H147V16L145 17ZM178 18H180L181 19V17L179 16ZM192 18V17H191ZM194 18V17H193ZM201 18V17H200ZM210 18V17H209ZM213 18V17H212ZM211 18V19H212ZM255 18V17H254ZM263 18V17H262ZM261 18V19H262ZM9 19V20H10ZM36 19V18H35ZM43 19V18H42ZM151 18L149 17V20H150ZM187 19H189V18H187ZM210 19V20H211ZM252 19V18H251ZM264 19V18H263ZM262 19V20H263ZM3 20H5V19H2V21ZM24 20V21H25ZM31 20V19H30ZM38 20H39V18H38ZM44 20V19H43ZM48 20V19H47ZM147 20V19H146ZM154 20V19H153ZM196 20V19H195ZM209 20V19H208ZM241 20V19H240ZM239 20V21H240ZM255 20H257V18H255ZM259 20V19H258ZM257 20V21H258ZM7 21V20H6ZM32 21V20H31ZM36 21V20H35ZM176 20H174V22L172 23L173 25H176L175 22ZM184 21H186V20H184ZM190 21V20H189ZM191 21H193V20H191ZM196 21H198V19L196 20ZM236 21V20H235ZM238 21V22H239ZM252 21V20H251ZM34 22V21H33ZM48 22V23H49ZM150 22V21H149ZM170 22H172V21H170ZM178 22V21H177ZM213 22V21H212ZM232 22H234V23H232ZM237 21H236V23H238ZM0 23H1V20H0ZM12 23H10V25H12ZM155 23V22H154ZM187 24H189V22H186ZM193 23V22H192ZM197 23V22H196ZM257 23V24H258ZM24 24V25H23ZM150 24H152V22H150ZM170 24V23H169ZM184 24V22H181V25H183ZM187 24H184V25H187ZM193 24H195V22L193 23ZM192 24V25H193ZM198 24V23H197ZM239 25L238 26H236V29L239 27V28H241L242 26L244 27V25H245V22L243 23L244 25H242L241 24V21H240V23H238ZM241 24V25H240ZM253 24V23H252ZM256 24V23H255ZM2 25V24H1ZM0 25V26H1ZM4 25V24H3ZM141 25V27L143 28L144 26H142ZM149 25V24H148ZM172 25V26H173ZM191 25V24H190ZM196 25V24H195ZM5 26V25H4ZM3 26V27H4ZM13 26V25H12ZM152 26V25H151ZM158 26V25H157ZM167 26H170V25H167ZM194 26V25H193ZM241 26V27H240ZM260 26H258L257 25V27H260ZM6 27V26H5ZM141 27H139V28H141ZM159 27V26H158ZM166 27V26H165ZM180 27V26H179ZM178 27V28H179ZM249 27V29H250V27H252L251 25L250 26H248ZM256 27V28H257ZM145 28H146V26H145ZM149 28V27H148ZM148 28L146 29L147 31H148ZM150 28H152V27H150ZM149 28V29H150ZM155 27H153L152 29L155 31V29H154ZM160 28V27H159ZM164 28V27H163ZM163 28L161 29V30H163ZM172 27H170V29H171ZM181 28V27H180ZM188 28H189V26H188ZM170 29H168V30H170ZM194 29H195V27H194ZM193 29V30H194ZM196 29H198V28H196ZM235 29V30H236ZM258 29V28H257ZM15 30H17L16 28H15ZM14 30V31H15ZM183 30H184V28H183ZM187 30V29H186ZM189 30H191V29H189ZM188 30V31H189ZM141 31V30H140ZM144 31V30H143ZM152 31V30H151ZM176 31H178V30H176ZM237 31V30H236ZM1 32V31H0ZM16 32V31H15ZM19 32H21V31H19ZM19 32L17 33V34H19ZM138 32H139V30H138ZM137 32V33H138ZM145 33H146V31H144ZM156 32V31H155ZM154 32V33H155ZM170 32H172V31H170ZM174 32V31H173ZM248 33H250L249 31H247ZM246 32V33H247ZM255 32V31H254ZM141 33H142V31H141ZM153 33V32H152ZM152 33H147L148 35V37L146 38V39H140V40H143L144 42H145V45H143L145 48L147 47L146 46V44L150 47V49H152L153 50V53H154V51L156 52V51H160L162 54L164 53L163 51H162V49H163V46L161 47V45L162 44H165V43H161V45H160V43H159V39H158V37L160 36L159 34H157L158 35V37H156V35H154V34H152ZM158 33H159V30H158ZM163 33H166V35H167V32H166V29L165 30H163ZM175 33H177V32H175ZM174 33V34H175ZM180 33V32H179ZM181 33H183V32H181ZM181 33L179 34V35H181ZM191 33V35L190 36H193L192 35V32H190ZM195 33H197V31L195 32ZM240 33V31H238V34ZM172 34V33H171ZM171 34H169V35H171ZM173 34V35H174ZM194 34V33H193ZM234 34H236V33H234ZM141 35V34H140ZM143 35V34H142ZM142 35L140 36L141 38H143L142 37ZM163 35V34H162ZM175 35H178V34H175ZM184 35V34H183ZM198 35V34H197ZM21 36H20V38H21ZM146 36V35H145ZM182 36V35H181ZM186 36V35H185ZM246 36V35H245ZM8 37V36H7ZM139 37V38H140ZM163 37V36H162ZM178 38H180V39H178L179 41L182 39L183 40V38H181V37H179V36H177ZM194 37V36H193ZM236 37V36H235ZM239 39L241 38L240 36L238 37ZM246 38V37H245ZM164 40L166 39V41H167V37L166 38H163ZM162 39V41H164ZM191 39V38H190ZM195 39V40H196ZM15 40L16 39H14L13 41H14V43H15ZM32 40V41H33ZM182 40H181V42H182ZM192 40V39H191ZM193 40H194V38H193ZM194 40V41H195ZM138 41V40H137ZM165 42V41H164ZM17 43H19V42H17ZM27 43V42H26ZM31 44H32V42H30ZM131 43V42H130ZM134 43H136V44H138L137 42H134ZM143 43V42H142ZM244 43H247V42H245L244 41ZM22 44V46H24V44L23 43H21ZM20 44V45H21ZM144 44V43H143ZM167 44V43H166ZM243 43H241V45H242ZM17 45H19V44H17ZM19 45V46H20ZM28 45V44H27ZM30 45V44H29ZM135 45V44H134ZM170 45V44H169ZM133 46V45H132ZM137 46V45H136ZM32 47V46H31ZM34 47V46H33ZM124 47V48H125ZM138 47V46H137ZM142 47V46H141ZM144 47H142V48H144ZM164 47H166V46H164ZM185 47V51H183V48ZM35 48V50H36V46L34 47ZM123 48V47H122ZM139 49H140V47H138ZM144 48V49H145ZM166 48H168V46L166 47ZM126 49H127V47H126ZM150 49H149V51H150ZM133 50V49H132ZM141 50V49H140ZM143 50V49H142ZM152 50H151V52H152ZM137 51V50H136ZM143 51H145V50H143ZM142 51V52H143ZM124 52H126L125 51V49H124ZM130 52H131V50H130ZM133 52H134V50H133ZM133 52L131 53V54H133ZM140 52V51H139ZM150 52V54H152ZM156 53V54H159V53ZM36 53V52H35ZM119 53V52H118ZM145 53V52H144ZM28 54V53H27ZM136 53H134V55H135ZM155 54V55H156ZM86 55V56H85ZM99 55H98V57H99ZM126 56L128 55V54H125ZM125 55H124V57H125ZM144 55V54H143ZM149 55V54H148ZM112 56V55H111ZM110 56V57H111ZM120 56V55H119ZM122 56V55H121ZM120 56V57H121ZM129 56H130V53H129ZM135 56H137V54L135 55ZM151 56V55H150ZM160 56V55H159ZM165 56V57H166ZM29 57V56H28ZM96 58H97V60L96 61H98V59L100 60V57L98 58L97 56H95ZM109 57V56H108ZM116 57V56H115ZM124 57H122V58H124ZM130 57H132V56H130ZM148 57V56H147ZM161 57H163V56H161ZM161 57H159L160 58V60H162L161 59ZM32 58V57H31ZM30 58V59H31ZM78 58V59H79ZM83 58V59H84ZM89 58H87V59H89ZM112 58V57H111ZM110 58V59H111ZM129 58V57H128ZM134 58V57H133ZM132 58V59H133ZM153 58V57H152ZM169 58V59H168ZM38 59H40V60H38ZM82 59V60H83ZM120 59V58H119ZM125 59H126V57H125ZM131 59V60H132ZM143 59H144V57H143ZM180 59V58H179ZM81 60V61H82ZM85 60H86V58H85ZM84 60V61H85ZM90 60V59H89ZM135 60H137L136 59V57H135ZM142 60V59H141ZM140 60V61H141ZM152 60V59H151ZM156 60H157V58H156ZM173 60V59H172ZM35 61L34 62H32V63H35ZM88 61V60H87ZM86 61V62H87ZM108 61V60H107ZM111 61V60H110ZM126 61H128V60H126ZM28 62V61H27ZM76 62H77V58H76ZM132 62V61H131ZM151 62H153V61H151ZM150 62V63H151ZM158 62V61H157ZM162 62H164V61H162ZM161 62V63H162ZM170 62V61H169ZM179 62V61H178ZM88 63V62H87ZM92 63H94V62H92ZM120 63V62H119ZM126 63H128V62H126ZM129 63H130V59H129ZM134 62H132V64H133ZM138 63V62H137ZM136 63V64H137ZM141 63V62H140ZM140 63H138V64H140ZM155 63V62H154ZM1 64V65H2ZM29 64H30V62H29ZM36 64V63H35ZM52 64V65H53ZM80 65L82 64V63H79ZM90 64V63H89ZM100 64V63H99ZM117 64V63H116ZM135 64V63H134ZM133 64V66H135ZM137 64V65H138ZM148 63H146L145 65H147ZM156 64V63H155ZM0 65V66H1ZM33 65V64H32ZM51 65V66H52ZM83 65V64H82ZM91 65H93V64H91ZM98 65V64H97ZM104 65V64H103ZM109 65H111L110 63H109ZM108 65V66H109ZM144 65V66H145ZM160 65V64H159ZM164 65H167V63L166 64H164L163 63V65H162V67L164 66ZM169 65V64H168ZM167 65V66H168ZM173 65V64H172ZM54 66V67H55ZM77 66V65H76ZM87 66V65H86ZM88 66H90V65H88ZM96 65H94V67H95ZM101 67H102V64L100 65ZM106 66H107V63H106ZM112 66V65H111ZM110 66V67H111ZM118 66V65H117ZM116 66V67H117ZM130 66H131V64H130ZM142 66V65H141ZM150 65L148 64V67H149ZM157 66V65H156ZM166 66V67H167ZM91 67V66H90ZM113 67V66H112ZM111 67V68H112ZM119 67V66H118ZM121 67H122V65H121ZM121 67H119V68H121ZM139 67V66H138ZM151 67H152V65L150 66V68H148L149 70L151 69ZM158 67V66H157ZM37 68V67H36ZM96 68V67H95ZM125 68V67H124ZM127 68V67H126ZM164 69H165V67H163ZM170 68H172L171 66H170ZM169 68V69H170ZM102 69V68H101ZM112 69H114V68H112ZM112 69H111V71H112ZM132 69H133V67H132ZM140 70L141 69H143V68H139ZM147 69V67H146V69L145 70H148ZM159 69L160 70H162V68H160L159 67ZM164 69H163V72H164ZM168 68L166 69V70H169ZM52 70V69H51ZM84 70V69H83ZM92 69L90 68V71H91ZM103 70V69H102ZM101 70V71H102ZM104 70H109V69H105V66H104ZM104 70L102 71V72H100V67H99V71H97V68L95 69V71H97L98 72V76L100 77V79H101V76L99 75V72H100V74L101 73H104ZM117 70V69H116ZM122 70V69H121ZM135 70V69H134ZM137 70V69H136ZM134 71L135 73L137 72V71ZM165 70V71H166ZM62 71V73H64ZM86 71H88V70H86ZM94 71V72H95ZM115 71V70H114ZM123 71V70H122ZM126 71V70H125ZM128 71V70H127ZM130 71H131V69H130ZM142 71V70H141ZM153 71V70H152ZM159 71V70H158ZM157 71V72H158ZM170 71V70H169ZM172 71V70H171ZM83 71H81V73H82ZM85 72V71H84ZM93 72V71H92ZM117 73H118V71H116ZM156 72V71H155ZM45 73V74H44ZM50 73V72H49ZM117 73H116V75H117ZM126 73V72H125ZM133 73V72H132ZM138 73V72H137ZM140 73H142V72H139V74ZM147 73V72H146ZM146 73H144V74H146ZM154 73V72H153ZM167 73H168V71H166V75H167ZM80 74V73H79ZM83 74V73H82ZM85 74V73H84ZM88 74H89V72H88ZM96 74V73H95ZM106 75L107 74H109L108 72H106L105 73ZM121 74V73H120ZM122 74L124 75V73L122 72ZM128 74V73H127ZM130 74V73H129ZM165 74V73H164ZM163 74V75H164ZM2 75V74H1ZM69 75V74H68ZM72 76H73V74H71ZM71 75H70V77H71ZM81 75V74H80ZM94 75V74H93ZM116 75H115V78H116ZM154 75V74H153ZM163 75H161V76H163ZM65 76V75H64ZM83 76V75H82ZM86 76V75H85ZM84 76V77H85ZM92 76V75H91ZM103 76H104V74H103ZM113 76H114V74H113ZM129 76H131V75H129ZM133 76V75H132ZM136 76V75H135ZM145 76H147V74L145 75ZM144 76V77H145ZM148 76H152L151 75V73L148 75ZM156 76H157V74H156ZM69 77V78H70ZM88 77H89V75H88ZM87 77V78H88ZM95 77V76H94ZM94 77H92V78H94ZM139 77V76H138ZM140 77H142V76H140ZM143 77V78H144ZM153 77H155V75L153 76ZM157 77H160V76H157ZM48 78V77H47ZM67 78V77H66ZM66 78H62V79H64V80H66ZM68 78V79H69ZM89 78H91V77H89ZM88 78V79H89ZM96 78H97V74H96ZM95 78V79H96ZM104 78H105V76H104ZM110 78V77H109ZM112 78V77H111ZM114 78V79H115ZM124 78H125V75H124ZM126 78H127V76H126ZM131 78H133V77H131ZM152 78V77H151ZM40 79H42L43 80V78H40ZM56 79V81H57V78H55ZM54 79V80H55ZM61 79V80H62ZM67 79V80H68ZM73 79V78H72ZM80 79V80H79ZM106 79V78H105ZM108 79V78H107ZM122 79H123V77H122ZM121 79V80H122ZM127 79H130V77L129 78H127ZM126 79V80H127ZM142 79V78H141ZM146 79V78H145ZM150 80V78L148 77L147 78V80ZM155 79H156V77H155ZM159 79V78H158ZM47 80V79H46ZM49 80V79H48ZM91 80V79H90ZM112 80H113V78H112ZM125 80V79H124ZM144 79H142V80H140L141 82L143 81ZM56 81H54V82H56ZM96 81H99V78H98V80H96ZM110 81V80H109ZM130 81V80H129ZM133 80H131V82H132ZM137 81V80H136ZM44 82V81H43ZM47 82V81H46ZM52 83H53V81H51ZM65 82V81H64ZM111 82H113V81H111ZM115 82H116V80H115ZM145 82V81H144ZM147 82V81H146ZM157 82V81H156ZM156 82H154L153 81V83L155 84ZM66 83V82H65ZM69 83V82H68ZM98 83H100V82H98ZM107 83H109V84H111L110 82H107ZM148 83H151V82H149L148 81ZM147 83V84H148ZM46 84V83H45ZM51 84V83H50ZM55 84V83H54ZM60 84H61V82H60ZM117 84H119V83H117ZM129 84V83H128ZM132 84V83H131ZM142 85H144L143 83H141ZM141 84L139 85V84H137L136 86H141ZM152 84V83H151ZM157 84H159V82L158 83H156V85ZM53 85V84H52ZM103 85H104V87H103ZM107 85V84H106ZM145 85H146V83H145ZM161 85H162V82H161ZM108 86V85H107ZM113 85L111 84V87H112ZM147 86V85H146ZM53 87V86H52ZM56 87V86H55ZM110 87V86H109ZM114 87H115V83H114ZM122 87V86H121ZM127 87V86H126ZM125 87V88H126ZM144 87V86H143ZM151 87V86H150ZM152 87H155V86H152ZM151 87V88H152ZM157 87V86H156ZM67 90H66V89ZM115 88H117L118 89V87L116 86ZM124 88V89H125ZM127 88H130L129 86L127 87ZM51 89V88H50ZM107 89H110V88H107ZM122 89V88H121ZM113 90V89H112ZM120 90V89H119ZM123 90V89H122ZM126 90V89H125ZM130 90V89H129ZM138 90V89H137ZM145 89H142V92L144 91ZM146 90H148V88L146 89ZM160 90V89H159ZM93 91V92H94ZM108 91V90H107ZM128 91V90H127ZM134 91H136L135 89H134ZM154 91V90H153ZM161 91V92H162ZM53 92H54V90H53ZM98 92H99V90H98ZM105 92V91H104ZM116 93H117V91H115ZM123 92V91H122ZM133 92V91H132ZM132 92H131V95H132ZM138 92V91H137ZM158 92H160V91H158ZM102 93V92H101ZM107 93V94H106ZM112 93H113V91H112ZM116 93H114V95H112L113 97H115L116 95ZM126 93V92H125ZM124 93V94H125ZM134 93V92H133ZM136 93V92H135ZM144 93V92H143ZM103 94V93H102ZM105 94L108 96V95H110L111 94V90H110V94H108V92H105ZM121 94V93H120ZM120 94H118V96L120 95ZM127 94H129L128 92H127ZM142 94V93H141ZM98 95V94H97ZM97 95H93L94 96V98L95 97H97ZM149 95H151V94H149ZM160 95H162V94H160ZM159 95V96H160ZM89 96V97H88ZM121 96H122V94H121ZM120 96V97H121ZM123 96H125V95H123ZM122 96V97H123ZM135 96H136V94H135ZM138 96V95H137ZM144 95H142V97H143ZM155 96V95H154ZM110 97V96H109ZM109 97H104V101H105V99L106 98H108L109 99ZM117 97V96H116ZM127 97V96H126ZM141 97V95H140V97H138V99L140 98H142ZM145 97H148L147 96V94L145 95ZM151 97H152V95H151ZM162 97V96H161ZM174 97H176L175 99H174ZM92 98V97H91ZM98 98V97H97ZM96 98V99H97ZM110 98H112V97H110ZM117 98H119V97H117ZM125 98V97H124ZM129 97H127V99H128ZM134 98H136V97H134ZM134 98H132V99H134ZM144 98V97H143ZM155 98H157V97H155ZM155 98H153V99H155ZM170 98H172V99H170ZM99 99V98H98ZM101 99V98H100ZM99 99V100H100ZM113 99V98H112ZM121 99V98H120ZM126 99V98H125ZM137 99V98H136ZM145 99H147V98H145ZM152 99V98H151ZM98 100V101H99ZM117 100V101H116ZM115 100V98H114V101H116V104H117V102H119L118 101V99H116ZM101 101V100H100ZM123 101V100H122ZM125 101H127V100H125ZM134 101V100H133ZM137 101V100H136ZM106 103H107V100L105 101ZM111 102H112V100H111ZM130 101H128V103H129ZM135 102V101H134ZM134 102H130V106L132 107V105H133V107L132 108H134ZM138 102V101H137ZM148 102H149V99H148ZM152 102H153V100H152ZM161 102V103H162ZM176 102L175 101H172V103H174V105L176 104ZM253 102H256L257 103V107H254L253 106ZM121 103H123V102H121ZM125 103V102H124ZM133 103V104H132ZM140 103V102H139ZM142 103H143V100H142ZM142 103H140V104H142ZM145 103V102H144ZM177 103V104H178ZM95 104V103H94ZM97 104V103H96ZM99 104H100V102H99ZM98 104V105H99ZM104 104V103H103ZM111 104H113V102L111 103ZM111 104H110V106H111ZM115 104V103H114ZM115 104V105H116ZM125 104H127V103H125ZM149 104V103H148ZM151 104V103H150ZM149 104V105H150ZM81 105V106H80ZM108 105H109V102H108ZM144 105V104H143ZM146 105V104H145ZM144 105V106H145ZM158 105V104H157ZM2 106V105H1ZM9 106V105H8ZM17 106V107H18ZM100 106V105H99ZM106 106V105H105ZM113 106V105H112ZM124 106H126V105H124ZM135 106H137L138 107V105L136 104ZM143 106V107H144ZM163 106V105H162ZM177 106V105H176ZM175 106V107H176ZM13 107V106H12ZM15 107V106H14ZM13 107V108H14ZM95 107H96V105H95ZM109 107V106H108ZM114 107H117V106H114ZM113 107V108H114ZM127 107V106H126ZM137 107H135V109H138ZM143 107H140V109H141V111H144L143 110ZM148 107V106H147ZM97 108V107H96ZM101 108V107H100ZM122 108V107H121ZM120 108V109H121ZM131 108V110H133ZM163 108H164V106H163ZM166 108V107H165ZM228 109L229 111H227L226 109ZM117 109V108H116ZM122 109H124V108H122ZM130 109V108H129ZM128 109V110H129ZM140 109H139V111H140ZM150 109V108H149ZM152 109V108H151ZM160 109V108H159ZM233 109V108H232ZM15 110H18V109H15ZM22 110V109H21ZM113 109H111V111H112ZM115 110V109H114ZM127 110V111H128ZM171 110H173V109H171ZM175 110V109H174ZM177 110V109H176ZM175 110V111H176ZM234 110H235V108H234ZM23 111V110H22ZM21 111V112H22ZM91 111V112H90ZM117 111V110H116ZM154 111H155V109H154ZM157 111V110H156ZM165 111H167V110H165ZM199 111H202L203 113H204V115H205V119H206V123H205V125H201L200 124V122H199V120H198V118H197V113L199 112ZM232 111V110H231ZM26 112V113H27ZM98 112V111H97ZM101 112V111H100ZM97 113L98 115V117L100 116L99 114H101V113ZM113 112V111H112ZM115 112V111H114ZM129 112H130V110L128 111V116L130 115L129 114ZM132 112V111H131ZM130 112V113H131ZM136 112H138V111H136ZM135 112V114H137ZM145 112V111H144ZM160 112V111H159ZM158 112V113H159ZM163 112H164V110H163ZM172 112H174V111H172ZM233 112V111H232ZM255 112V113H254ZM24 113V112H23ZM93 113V112H92ZM139 113V112H138ZM152 113V112H151ZM167 113H169V111H167ZM177 113H179L180 114V112H178L177 111ZM241 113V114H242ZM254 113V114H253ZM134 114V115H135ZM141 114V113H140ZM148 114H150V113H148ZM147 114V115H148ZM156 114H157V112H156ZM164 114H165V112H164ZM170 114V113H169ZM179 114H176V112H175V115H178L179 116ZM231 114V113H230ZM18 115H20L19 113H18ZM26 116H27V114H25ZM104 115V114H103ZM131 115H133V113H131ZM130 115V116H131ZM147 115H144L143 116V114H142V116L143 117H147ZM163 115V114H162ZM168 115V114H167ZM171 115V114H170ZM169 115V116H170ZM173 115V114H172ZM174 115V116H175ZM182 115V114H181ZM229 115V114H228ZM21 116V115H20ZM113 116V115H112ZM111 116V117H112ZM115 116V115H114ZM158 116V115H157ZM160 116H161V114H160ZM164 116V115H163ZM174 116H172V117H174ZM177 116V117H178ZM186 116H187V114H186ZM225 116V117H224ZM237 116V115H236ZM25 117V116H24ZM23 117V118H24ZM107 117H108V115H107ZM115 117H117V116H115ZM134 117V116H133ZM136 117V116H135ZM139 117H141V116H139ZM149 117V116H148ZM159 117V116H158ZM168 117V116H167ZM181 117H183V118H185V116L183 115V116H181ZM181 117H178V118H181ZM224 117V118H223ZM242 117H241V119H242ZM22 118V117H21ZM100 118H101V116H100ZM103 118V117H102ZM110 118V117H109ZM108 118V119H109ZM120 118V117H119ZM132 118V117H131ZM130 118V119H131ZM159 118H161V117H159ZM175 118V117H174ZM228 118V117H227ZM240 118V117H239ZM99 119V118H98ZM103 119H105V118H103ZM107 119V118H106ZM126 120H127V117L125 118ZM124 119V120H125ZM146 119H148V118H146ZM167 119V118H166ZM169 119H172V118H170L169 117ZM192 121H191V120ZM241 119L239 120V121H241ZM33 120V119H32ZM111 120V119H110ZM113 120V119H112ZM115 120H116V118H115ZM117 120H118V118H117ZM123 120V119H122ZM122 120H118V122L119 121H121L122 122ZM123 120V121H124ZM142 120H143V118H142ZM141 120V121H142ZM164 120V119H163ZM185 120H186V118H185ZM225 120V119H224ZM228 120H230V118L228 119ZM234 120H235V118H234ZM50 121V120H49ZM100 121H102V120H100ZM104 121V120H103ZM107 121V120H106ZM128 121H130V120H128ZM138 122H139V120H137ZM149 121V120H148ZM146 122V123H149V122ZM168 121V120H167ZM174 122H175V119L173 120ZM178 121H181V120H179L178 119ZM184 121V120H183ZM232 121V120H231ZM236 121V120H235ZM234 121V122H235ZM54 122V121H53ZM55 122H56V120H55ZM67 122H65V123H67ZM113 122V121H112ZM118 122H117V124H116V128H117V126H118ZM120 122V123H121ZM169 122V121H168ZM176 122H177V118H176ZM184 122H186V121H184ZM233 122V121H232ZM51 123V122H50ZM49 123V124H50ZM60 123V122H59ZM61 123H62V121H61ZM104 123V122H103ZM108 123V126H111V125H109V124H111V123H109V122H107ZM106 122H105V124H107ZM115 123V122H114ZM119 123V124H120ZM123 123V122H122ZM141 123V122H140ZM142 123H145V122H143L142 121ZM170 123V122H169ZM178 123V122H177ZM175 123L176 125H177V127H178V124L180 123ZM182 124H183V122H181ZM249 123H247V124H249ZM47 124H48V122H47ZM55 124H57V122L55 123ZM73 124V125H74ZM125 124V123H124ZM129 124H130V122H129ZM134 124H136V123H134ZM159 124H161V123H159ZM158 124V125H159ZM191 124V123H190ZM241 123H239V125H240ZM246 124V123H245ZM244 124V125H245ZM246 124V125H247ZM61 125V124H60ZM67 125V124H66ZM115 125V124H114ZM141 125V124H140ZM171 125V124H170ZM176 125H173V127H174V129L176 128ZM238 125V124H237ZM246 125H245V128L244 129H248V127H249V125L251 126V124H249L248 125V127L246 128ZM252 125H253V123H252ZM62 126H63V128H65V126L62 124ZM106 126V125H105ZM108 126H106V127H108ZM127 126V125H126ZM132 126H133V124H132ZM135 126V125H134ZM146 126H148L147 124H146ZM162 126V125H161ZM232 126V125H231ZM111 127H113V126H111ZM119 127V126H118ZM136 127V126H135ZM134 127V128H135ZM138 127V126H137ZM136 127V128H137ZM170 127V126H169ZM189 127V126H188ZM252 127V126H251ZM62 128V127H61ZM62 128V129H63ZM68 128H69V126H68ZM71 128H73V127H71ZM77 128V127H76ZM79 128V127H78ZM81 128H79L80 129V131L82 130ZM116 128L114 129L115 131H116ZM128 128H130V127H128ZM133 128V129H134ZM135 128V129H136ZM146 128H148V127H146ZM163 128V127H162ZM200 128L202 129V135H204L206 132H208V131H216V135H215V145L217 146L216 148H217V150H218V153L216 154L211 148H209L208 146H207V141H210L209 139H208V135L206 134V135H204V136H200L201 135V133H198L199 131H201L200 130ZM208 128H210V129H212V130H208ZM229 128H231V127H229ZM234 128H236L235 126H234ZM239 128V127H238ZM237 128V129H238ZM242 128V127H241ZM250 128V127H249ZM54 129V128H53ZM66 129V128H65ZM118 129V128H117ZM133 129H132V131H133ZM138 129H141V128H138ZM170 130H171V127L169 128ZM64 130V129H63ZM69 130V129H68ZM74 130H76V129H74ZM109 130V129H108ZM119 130V129H118ZM118 130H117V132H118ZM128 130H130V129H128ZM128 130H127V132H128ZM176 130H178V128H176ZM208 130V131H207ZM232 129H230L228 132V134L230 135L232 132H233V130H232V132H230ZM239 130V129H238ZM67 131V130H66ZM71 131V130H70ZM73 131V130H72ZM79 131V130H78ZM86 131V130H85ZM88 131V130H87ZM90 132V131H89ZM134 132L135 131H133L132 133L134 134ZM159 132V131H158ZM167 132H170V131H167ZM240 132H241V129H240ZM54 133V132H53ZM116 133V132H115ZM165 133V132H164ZM173 133V132H172ZM174 133H180V132H178V131H175ZM130 134H131V132H130ZM155 134V133H154ZM153 134V135H154ZM161 134H163V133H161ZM168 134V133H167ZM166 134V135H167ZM198 134H200V135H198ZM238 134V133H237ZM76 135H78V134H76ZM158 134H157V132H156V134L154 135V138H156L155 136H157ZM164 135V134H163ZM165 135V136H166ZM170 135H171V133H170ZM179 135V134H178ZM181 135V134H180ZM179 135V136H180ZM209 135H210V133H209ZM233 134H231V136H228V137H233L232 136ZM86 136H89V134L88 135H86ZM92 136V135H91ZM123 136V135H122ZM159 136H160V134H159ZM162 136V135H161ZM160 136V137H161ZM175 136V135H174ZM173 136V134H172V137H174ZM207 136V137H206ZM237 136V135H236ZM243 136V135H242ZM242 136H240V137H242ZM159 137V138H160ZM176 137H177V135H176ZM181 137V138H182ZM92 138V137H91ZM125 138V137H124ZM133 138H134V136H133ZM151 138H153V136L151 137ZM154 138H153V141L155 142V140H154ZM171 137H169L168 139H170ZM213 139L214 137H210V139ZM157 139V138H156ZM73 140H75V139H73ZM135 140V139H134ZM146 140V141H145ZM181 140V139H180ZM214 140V139H213ZM233 140H235V137L233 138ZM232 140V142H231V145L233 144V141ZM264 140V139H263ZM263 140L261 141L262 143H264L263 142ZM151 141V140H150ZM229 141H230V139H229ZM238 141V140H237ZM236 141V142H237ZM98 141L97 140H95V143H97ZM153 142V144L155 145V148H153V149H158V148H156L157 146H156V144ZM235 142V144H237ZM245 142V140L242 142V145H243V143ZM260 142V141H259ZM108 143V142H107ZM111 143H108V144H111ZM238 143L241 145V140L240 141H238ZM101 144H103V143H101ZM166 144V143H165ZM235 144H233V145H235ZM239 144H237L238 145V147L240 148L241 146L239 145ZM245 144V143H244ZM261 144V143H260ZM157 145H159L158 143H157ZM209 146H210V144H208ZM236 145V146H237ZM246 145V144H245ZM112 146V145H111ZM148 146H150V145H148ZM160 146V145H159ZM235 146V147H236ZM118 147V148H119ZM144 147V148H143ZM151 147H154V146H151ZM162 147H163V145H162ZM231 147V146H230ZM245 147V146H244ZM260 147H262V145L260 146ZM114 148V147H113ZM161 148V147H160ZM163 148H165V147H163ZM214 148V147H213ZM233 148V147H232ZM242 148V147H241ZM102 149V148H101ZM151 149V148H150ZM228 149V148H227ZM106 150V149H105ZM120 150V149H119ZM238 150V148L237 149H235V152ZM124 151V150H123ZM122 151V152H123ZM129 151V150H128ZM126 152V151H124V153L126 152V153H129V152ZM134 151V152H135ZM158 151V150H157ZM162 151V150H161ZM200 152L199 154H198V152ZM132 152V151H131ZM130 152V153H131ZM235 152H234V154H235ZM240 152V151H239ZM135 153H137V152H135ZM160 153V152H159ZM197 153V154H196ZM232 154H233V152H231ZM264 153V152H263ZM131 154H133V153H131ZM236 154H239L238 152L236 153ZM235 154V156H232V157H230V161H231V159L232 158H234V157H236L237 158V156L238 155H236ZM144 155V154H143ZM264 155V154H263ZM134 156L136 157V156H138L139 157V155H136V154H134ZM142 157V156H141ZM140 157V158H141ZM148 158V157H147ZM227 158H228V156H227ZM255 159V158H254ZM236 161L238 160V159H235ZM256 160V159H255ZM239 161V160H238ZM237 161V162H238ZM250 161H252V160H250ZM232 162V161H231ZM260 162V161H259ZM186 163H188V164H190V167H188V166H186L185 164ZM234 163V162H233ZM243 163V162H242ZM246 163H248V162H246ZM257 163V168L255 169V170H253V171H243V170H241L242 171V173H243V177H245L243 180L245 181V183H244V185H242V183H240L242 186H243V188L245 189V191L243 190V192H240V193H242V194H244L245 196L244 197H246V198H248L249 199V201L251 202V200H257V201H259V202H261V203H263L264 204V160H261V164L259 165V163L258 162H256ZM256 163H255V167H256ZM150 164H151V162H150ZM235 164V163H234ZM240 164H241V162H240ZM250 164H253V163H250ZM152 165V164H151ZM244 165H247V164H244ZM156 166V165H155ZM191 166H193V167H191ZM248 166V165H247ZM157 167H159V166H157ZM253 167V166H252ZM248 168L250 169V167L248 166ZM160 170H161V168H159ZM158 169V170H159ZM162 169H163V167H162ZM242 169H245V168H243L242 167ZM159 170V171H160ZM166 170V169H165ZM235 170V169H234ZM239 170V171H240ZM246 170V169H245ZM162 171V170H161ZM172 171V172H173ZM179 171V170H178ZM177 171V172H178ZM171 172V171H170ZM169 172V173H170ZM176 172V173H177ZM237 172V171H236ZM174 173V172H173ZM173 173H171V174H173ZM232 173V172H231ZM178 174H179V172H178ZM236 174V173H235ZM186 175V174H185ZM185 175H183V173H182V176H185ZM234 175V174H233ZM175 176H176V174H175ZM177 176H179V175H177ZM237 176V175H236ZM180 177V176H179ZM192 178V177H191ZM191 178H190V180H191ZM194 178H192L193 179V181H196ZM186 179V178H185ZM189 178H187V180H188ZM235 179H238L240 182H241V179L240 178H235ZM197 180V181H198ZM189 181V180H188ZM200 182V181H199ZM199 182H197L198 184H199ZM186 183H187V181H186ZM204 183H203V185H204ZM237 183H238V181H237ZM236 183V184H237ZM235 184V185H236ZM239 184V185H240ZM206 185H204V186H206ZM238 185V184H237ZM197 185H195V187H196ZM200 186V185H199ZM208 187V186H207ZM206 187V188H207ZM209 188H207V189H209ZM240 188V187H239ZM242 188V189H243ZM216 189H215V192H216ZM236 189V188H235ZM213 190V189H212ZM237 190H238V187H237ZM236 190V191H237ZM219 191H221V190H219ZM239 191V190H238ZM242 191V190H241ZM217 193H218V191H217ZM221 193V192H220ZM228 193H225V194H228ZM238 193V192H237ZM243 197V198H244ZM240 198V197H239ZM245 198V199H246ZM242 199V198H241ZM244 199V200H245ZM248 199H246V200H248ZM248 201V202H249ZM247 205V204H246ZM251 205V203L249 204V206ZM249 206H246V207H249ZM254 207V206H253ZM250 208H252V207H250ZM262 215L264 216V210H262Z\"/></svg>",
	"mask_w": 264,
	"mask_h": 264
}]
</instances>
